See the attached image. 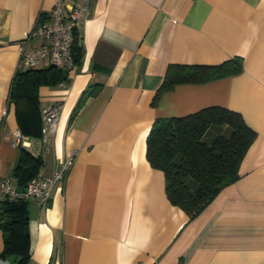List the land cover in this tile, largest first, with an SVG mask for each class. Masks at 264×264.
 <instances>
[{"label": "crops", "instance_id": "1", "mask_svg": "<svg viewBox=\"0 0 264 264\" xmlns=\"http://www.w3.org/2000/svg\"><path fill=\"white\" fill-rule=\"evenodd\" d=\"M53 3L0 0V179L9 176L22 189L13 175L21 147L41 156L37 175L71 159L45 209L26 201L27 264H264V0H88L76 23L78 70L39 86L40 119L20 116L21 125L9 99L21 67L18 43ZM233 56L243 59L240 73L178 84L152 104L169 63ZM91 85L97 93L72 118ZM49 104L60 114L45 150L41 109ZM209 106L239 112L256 137L239 178L189 219L168 200L163 172L147 160L146 138L156 118ZM3 248L0 227V264L18 259L2 258Z\"/></svg>", "mask_w": 264, "mask_h": 264}, {"label": "trees", "instance_id": "2", "mask_svg": "<svg viewBox=\"0 0 264 264\" xmlns=\"http://www.w3.org/2000/svg\"><path fill=\"white\" fill-rule=\"evenodd\" d=\"M72 55L79 67L82 49L77 44L76 30ZM242 69L241 56H233L218 64L169 63L152 104H156L162 92L171 90L178 84L203 83L238 74ZM69 72L68 69L53 65L18 67L11 83L9 99L16 106L21 125L23 123L20 122V116L27 115L26 118L31 122L40 119L36 102L37 88L67 81ZM97 90V87L91 85L82 92L72 118ZM214 125L219 126L218 133L207 143L203 140V135ZM255 137L256 132L239 112L225 107L209 106L183 116L156 118L146 138V157L151 166L163 172L168 200L179 206L191 219L197 216L222 188L239 178L240 162ZM42 164L40 155H33L21 147L19 162L13 175L19 177L24 186L29 179L37 175ZM26 221V201H2L0 227L4 234V248L1 257L18 256V259L10 264L28 262Z\"/></svg>", "mask_w": 264, "mask_h": 264}, {"label": "built area", "instance_id": "3", "mask_svg": "<svg viewBox=\"0 0 264 264\" xmlns=\"http://www.w3.org/2000/svg\"><path fill=\"white\" fill-rule=\"evenodd\" d=\"M88 7V0L81 7H76L66 0H54L48 14L38 17L31 28L25 32L18 43L19 65L21 67H38L53 65L64 69L78 70L72 55L77 19L82 10ZM59 108L49 104L41 109V141L45 150L49 149L52 136L56 131L59 119ZM14 143H24L19 130L14 133ZM71 159L58 163L51 175H35L29 179L22 189L10 184L9 176L0 179V205L5 199L35 201L45 209L52 191L59 187L66 177ZM3 264H8L4 262Z\"/></svg>", "mask_w": 264, "mask_h": 264}, {"label": "rangeland", "instance_id": "4", "mask_svg": "<svg viewBox=\"0 0 264 264\" xmlns=\"http://www.w3.org/2000/svg\"><path fill=\"white\" fill-rule=\"evenodd\" d=\"M218 127L219 126H215V125L211 126L207 130V132L203 135V140L209 143L212 140L213 136L218 133L219 130Z\"/></svg>", "mask_w": 264, "mask_h": 264}]
</instances>
